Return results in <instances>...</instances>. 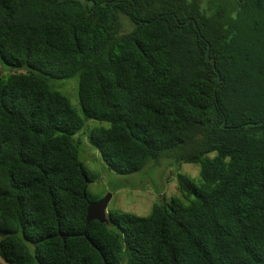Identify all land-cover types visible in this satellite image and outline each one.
<instances>
[{
    "label": "trees",
    "instance_id": "1",
    "mask_svg": "<svg viewBox=\"0 0 264 264\" xmlns=\"http://www.w3.org/2000/svg\"><path fill=\"white\" fill-rule=\"evenodd\" d=\"M88 118L111 170L199 182L87 223ZM0 230L8 264H264V0H0Z\"/></svg>",
    "mask_w": 264,
    "mask_h": 264
},
{
    "label": "rangeland",
    "instance_id": "2",
    "mask_svg": "<svg viewBox=\"0 0 264 264\" xmlns=\"http://www.w3.org/2000/svg\"><path fill=\"white\" fill-rule=\"evenodd\" d=\"M2 69L5 70L4 67ZM54 86L67 95L76 110L83 115L78 94V76L56 80ZM101 125L107 126L108 123L88 118L84 127L73 137L82 142L80 159L91 176L88 183L89 202L98 201L111 194L107 213L110 210H120L148 215L156 202L163 201L165 197L171 199L172 196H181L177 184L179 173L191 176L199 182L200 166L178 160L180 155L177 154L166 155L159 162L152 160L144 169L130 174L111 170L103 160L100 150L89 140L90 130ZM0 264L8 263L0 256Z\"/></svg>",
    "mask_w": 264,
    "mask_h": 264
},
{
    "label": "water",
    "instance_id": "3",
    "mask_svg": "<svg viewBox=\"0 0 264 264\" xmlns=\"http://www.w3.org/2000/svg\"><path fill=\"white\" fill-rule=\"evenodd\" d=\"M112 195L109 194L107 197L102 198L98 201L89 202L88 206V215H87V223L92 220H99L101 222H108L107 208L110 202ZM8 233L0 230L1 236H6ZM64 240L67 239L68 235H63L60 233ZM82 235H86V231L82 232Z\"/></svg>",
    "mask_w": 264,
    "mask_h": 264
},
{
    "label": "clouds",
    "instance_id": "4",
    "mask_svg": "<svg viewBox=\"0 0 264 264\" xmlns=\"http://www.w3.org/2000/svg\"><path fill=\"white\" fill-rule=\"evenodd\" d=\"M108 214V213H107Z\"/></svg>",
    "mask_w": 264,
    "mask_h": 264
}]
</instances>
